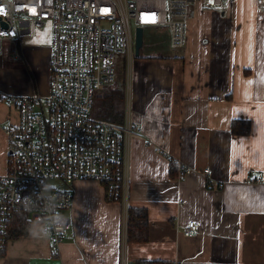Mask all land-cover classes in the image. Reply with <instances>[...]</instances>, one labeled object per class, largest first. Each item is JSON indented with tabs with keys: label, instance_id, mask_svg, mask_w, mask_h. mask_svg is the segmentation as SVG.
Instances as JSON below:
<instances>
[{
	"label": "crops",
	"instance_id": "0c3cea01",
	"mask_svg": "<svg viewBox=\"0 0 264 264\" xmlns=\"http://www.w3.org/2000/svg\"><path fill=\"white\" fill-rule=\"evenodd\" d=\"M194 11L216 19L203 29L191 18L184 48L156 53L165 58L143 56L148 60L135 75L131 99L124 82L123 121L127 113L141 128V136L128 142L127 201H109L102 184L79 180L63 214L70 224L58 251L32 227L10 237L0 264H133L141 258L264 264V11L255 0H221L213 9ZM15 39L9 57L23 64L10 74L15 83L10 76L1 90L45 96L50 40L33 46ZM152 64L161 67L146 71ZM7 110L0 104L5 147L3 128L17 118ZM234 119L248 120L250 133H231ZM170 158L177 166L174 178ZM178 163L189 168L183 177ZM128 206L147 209V241L127 242ZM189 220L200 231L185 236Z\"/></svg>",
	"mask_w": 264,
	"mask_h": 264
},
{
	"label": "built area",
	"instance_id": "2783aa9c",
	"mask_svg": "<svg viewBox=\"0 0 264 264\" xmlns=\"http://www.w3.org/2000/svg\"><path fill=\"white\" fill-rule=\"evenodd\" d=\"M255 1L264 11V0ZM220 2L0 0V46L50 23L48 92L43 97H10L17 118L3 128L0 257L18 214L26 216L29 228H37L56 253L70 224L60 211L71 209L79 180L102 184L109 201H127L128 142L141 136V128L127 113L122 123L94 117L95 93L116 80L112 64L117 53H124V62L131 64L137 27L142 29V46L156 36L170 50H180L187 42L191 12L213 9ZM178 168V177L189 171L181 163ZM203 173L210 174V168ZM199 231L200 224L189 220L183 234Z\"/></svg>",
	"mask_w": 264,
	"mask_h": 264
},
{
	"label": "rangeland",
	"instance_id": "374dc122",
	"mask_svg": "<svg viewBox=\"0 0 264 264\" xmlns=\"http://www.w3.org/2000/svg\"><path fill=\"white\" fill-rule=\"evenodd\" d=\"M194 12L195 11L191 12L190 19L194 18L195 20H197L198 21L197 23L201 25L203 29H207L208 27L212 25L213 17H215L216 19L215 15L203 13L204 11H201L202 13L198 12L196 15ZM145 34H146V31H145ZM18 37L25 38V41H27L29 45L44 46L48 44L50 40V23L47 21L42 28L37 29L36 34L34 35H31V34L17 35L16 38ZM14 42H16V39L15 40H4L2 41L1 46H0V86L4 83L9 82L10 79L8 78H10L11 76L10 74L12 73L14 74L13 69L23 64L21 59L16 61L15 59H12L11 57H9V51L12 49V46H14L13 45ZM158 52H160L164 56V55H167L168 53L172 54L174 50H170L165 40H159L158 38H156V36H154V37H150L148 41L143 44V46L139 50V55L138 56L135 55L133 57V60L130 65L127 64V61L124 62V57H125L124 53H117L115 55L114 61L112 64L115 70V79H116L115 82H120L123 80L125 81L126 97L129 96V99H131L132 86L135 80V75L137 71H143V69H141L140 64L142 62H146L143 60H148L144 58L143 56L147 54L155 55ZM172 57H175L174 54L172 55ZM161 58H165V57H161ZM161 58L150 60V61L162 60ZM16 63H18L19 65ZM160 67L161 66L159 64L157 65L152 64L146 67V71L147 70L156 71V70H159ZM11 77L13 79L12 83L14 84L16 78L13 76ZM127 83L129 84L128 90H127ZM1 91L3 95L0 96V104H3L4 106H6L7 109H11L10 111L7 110L8 112L14 113L15 112L14 102L10 101V97H17V96L15 94L11 95L12 93L6 92V90L5 91L1 90ZM0 142H1L0 153L2 154V160H0V173H2L4 172V169H5V166H4L5 155L3 157L2 151L6 147H5V143L2 138H0ZM60 213L63 215L66 212L60 211Z\"/></svg>",
	"mask_w": 264,
	"mask_h": 264
},
{
	"label": "trees",
	"instance_id": "16d2710c",
	"mask_svg": "<svg viewBox=\"0 0 264 264\" xmlns=\"http://www.w3.org/2000/svg\"><path fill=\"white\" fill-rule=\"evenodd\" d=\"M149 57V56H148ZM151 57H161L155 54ZM124 80L113 82L104 86L95 93L92 115L98 119H104L115 123H122L124 119ZM230 131L233 134L247 135L251 131V124L248 120L234 119L230 125ZM170 177L174 178L177 172L176 163L170 158ZM148 211L143 207L127 208L126 221V240L127 242H145L148 239ZM29 232V224L26 216L18 214L12 221L9 232L10 237H17ZM133 264H172V262L163 259L141 258L134 260Z\"/></svg>",
	"mask_w": 264,
	"mask_h": 264
},
{
	"label": "water",
	"instance_id": "95a60500",
	"mask_svg": "<svg viewBox=\"0 0 264 264\" xmlns=\"http://www.w3.org/2000/svg\"><path fill=\"white\" fill-rule=\"evenodd\" d=\"M135 44H134V53L136 56L139 55V50L142 47V29L140 27L136 28L135 31Z\"/></svg>",
	"mask_w": 264,
	"mask_h": 264
},
{
	"label": "snow or ice",
	"instance_id": "6c2138e0",
	"mask_svg": "<svg viewBox=\"0 0 264 264\" xmlns=\"http://www.w3.org/2000/svg\"><path fill=\"white\" fill-rule=\"evenodd\" d=\"M33 13H35V11H36V9L33 7V8H31L30 9ZM0 12H3V9L2 8H0Z\"/></svg>",
	"mask_w": 264,
	"mask_h": 264
}]
</instances>
